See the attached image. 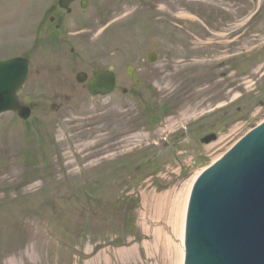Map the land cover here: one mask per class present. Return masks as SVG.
Here are the masks:
<instances>
[{"label": "rangeland", "instance_id": "rangeland-1", "mask_svg": "<svg viewBox=\"0 0 264 264\" xmlns=\"http://www.w3.org/2000/svg\"><path fill=\"white\" fill-rule=\"evenodd\" d=\"M46 1L55 3L0 0V58L28 51L26 26ZM88 1L74 29L94 35L109 23L120 87L92 96L56 81L75 75L59 60L52 80L33 71L18 92L30 97L28 120L0 114V264H91L133 245L135 260L117 264H175L180 193L236 140L235 125L264 108V53L247 58L264 40V0ZM101 39L81 45L76 65L89 69ZM151 51L156 63L146 60ZM237 52L240 60L216 67ZM137 63L134 86L126 69ZM164 123L170 152L145 166ZM183 123L195 131L178 145ZM210 133L215 141L203 143Z\"/></svg>", "mask_w": 264, "mask_h": 264}, {"label": "water", "instance_id": "water-1", "mask_svg": "<svg viewBox=\"0 0 264 264\" xmlns=\"http://www.w3.org/2000/svg\"><path fill=\"white\" fill-rule=\"evenodd\" d=\"M28 67L24 60L0 61V113L20 110L28 116L16 96ZM114 84L113 74L100 72L90 88L106 94ZM186 264H264V125L197 181L188 215Z\"/></svg>", "mask_w": 264, "mask_h": 264}, {"label": "flooded vegetation", "instance_id": "flooded-vegetation-1", "mask_svg": "<svg viewBox=\"0 0 264 264\" xmlns=\"http://www.w3.org/2000/svg\"><path fill=\"white\" fill-rule=\"evenodd\" d=\"M85 12V10H79L75 7H73L70 12L59 10L56 14H52L49 17V24L45 23V17H42L39 23L35 25L34 31L32 32V37H35V39L38 41V44L32 45L29 50L28 56L31 59L30 61H33L35 63V66L38 67L37 55L39 49L44 46L51 47L53 48V52L55 53V55H57L56 60L63 61V63L60 64V68H62V70L66 73H75L79 67V65H76L77 61H79L76 58V54H78L80 50V45L83 44L84 46H87V41L86 39L80 38V30L74 29L79 26L78 21L68 22L67 18L72 17L73 19L78 20ZM72 40H74V42H76L78 45H76V43L72 45ZM68 46H70L69 50ZM108 50V46L105 45L100 49V51H98L97 54L92 53L90 55V62L92 65L89 66L93 70H91L92 73L100 70L103 67H113V63L109 59L112 56H109ZM140 70L141 69H139V71ZM49 71H53V69L41 66L39 67V70H37V73L38 75L42 74L41 78L44 81L48 79L52 80V75H50ZM57 78L58 79L55 80L60 82L64 81L66 78L70 81V76H65L63 72ZM55 80H53L51 83L55 82ZM119 85L120 81L118 78L117 86L119 87ZM60 94L63 93L60 92ZM66 99L69 100V98Z\"/></svg>", "mask_w": 264, "mask_h": 264}, {"label": "bare ground", "instance_id": "bare-ground-1", "mask_svg": "<svg viewBox=\"0 0 264 264\" xmlns=\"http://www.w3.org/2000/svg\"><path fill=\"white\" fill-rule=\"evenodd\" d=\"M264 53V52H262ZM240 129V125H237L235 127V131L231 130V132H237ZM220 156L216 157L213 159L212 162L216 161ZM205 170V168L198 170L195 172V174L193 175V177L190 179L189 182H187L188 184H186V186L184 187V190L182 191V193H180V208H178V224L176 221V226L173 227L174 232H177L176 235L178 236L179 239V250H176V255L175 258L176 260L174 261L175 264H184L185 262V258H186V254H185V245H184V234H185V222H186V213H187V209H188V202L191 196V192H192V188L196 182V180L198 179V177L202 174V172ZM177 226H178V231H177ZM138 248L135 245L132 247L131 252H126L124 253V255H132L133 257H136V255H138ZM124 251V250H123ZM123 251H119L118 252V258L124 259V260H129V258L123 256ZM106 258V257H105ZM108 260H110L109 258H106ZM156 264H160L157 263Z\"/></svg>", "mask_w": 264, "mask_h": 264}]
</instances>
